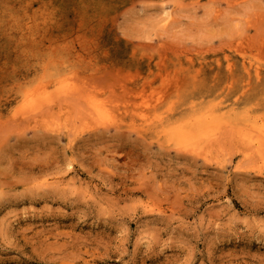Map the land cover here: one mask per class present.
I'll list each match as a JSON object with an SVG mask.
<instances>
[{
    "label": "rangeland",
    "instance_id": "obj_1",
    "mask_svg": "<svg viewBox=\"0 0 264 264\" xmlns=\"http://www.w3.org/2000/svg\"><path fill=\"white\" fill-rule=\"evenodd\" d=\"M250 117L264 0H0V264H264Z\"/></svg>",
    "mask_w": 264,
    "mask_h": 264
},
{
    "label": "bare ground",
    "instance_id": "obj_2",
    "mask_svg": "<svg viewBox=\"0 0 264 264\" xmlns=\"http://www.w3.org/2000/svg\"><path fill=\"white\" fill-rule=\"evenodd\" d=\"M81 92H82V90H81ZM65 93L67 94V92H65ZM77 94H78V92H77ZM90 98H92V97H90ZM80 99H82V98H80ZM85 102H87V101H85ZM89 107H91V106L89 105ZM225 115H226V113H222V110L219 109V110L206 112L202 115L190 116V117L182 120L179 124L175 125L167 133V135H166L167 141H168V143L175 146L176 149L185 150V151H188L190 153L191 152H193V153L203 152L204 150H206L205 148L207 147V145L211 141L213 142V140H214L213 137L210 136L211 134L209 132V129H211V127L213 125L221 126V124L223 122L222 118H224ZM237 122L240 123V121H237ZM250 122H251V124H250ZM247 123H248V126L251 125L252 128L246 127L248 129H246V132L243 133L244 137L247 141V144H251V146L253 145L255 147L254 148L255 151H254V149L249 145V147H251V149H253V151L255 153H257V155L260 154L258 156L261 157V159H260L262 161L261 163L264 164V148H263L264 147V129H261V128H260L261 130L258 129L259 127H257L256 122H254L251 117H250V119L247 118ZM235 126H238V128L242 127V126H239V124L235 125ZM238 128L236 127V129H238ZM230 129H232V128H230ZM255 130L257 131L258 134H256ZM220 132H219V134H220ZM236 132H237V130H236ZM216 136H217V134H216ZM260 167H262V166L260 165ZM262 168H264V167H262Z\"/></svg>",
    "mask_w": 264,
    "mask_h": 264
}]
</instances>
